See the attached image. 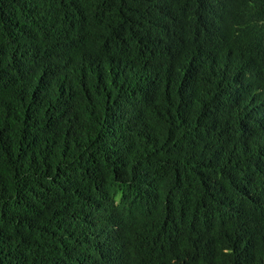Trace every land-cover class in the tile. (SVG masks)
Listing matches in <instances>:
<instances>
[{
  "label": "trees",
  "instance_id": "obj_1",
  "mask_svg": "<svg viewBox=\"0 0 264 264\" xmlns=\"http://www.w3.org/2000/svg\"><path fill=\"white\" fill-rule=\"evenodd\" d=\"M0 264H264V0H0Z\"/></svg>",
  "mask_w": 264,
  "mask_h": 264
}]
</instances>
